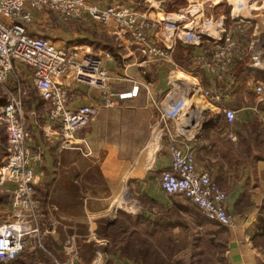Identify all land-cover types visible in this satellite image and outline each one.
<instances>
[{
	"label": "crops",
	"instance_id": "1",
	"mask_svg": "<svg viewBox=\"0 0 264 264\" xmlns=\"http://www.w3.org/2000/svg\"><path fill=\"white\" fill-rule=\"evenodd\" d=\"M87 1L102 6L132 4L160 22L173 19L175 26L163 23L155 36L160 45L169 46L170 57L151 58L130 34L102 25L88 13L65 19L55 11L27 5L33 15L27 24L31 35L76 50L81 59L109 53L110 57H102V67L114 78L110 91H130L134 85L139 91L125 99L113 97L112 104L106 105L99 89L65 79L71 86L73 107H98L97 115L73 137L51 124L42 108L31 105L25 117L29 145L42 153L35 165L36 191L40 200L45 198L40 233L28 235L23 253L2 264H55L56 260L134 264L121 256V244L114 246L108 235L119 218L126 221L128 233L146 237L154 246L159 233V248L172 260L185 261L175 259V254L178 246L182 249L189 241L200 252L199 240L211 233L202 222L205 216L186 197L168 194L161 186V173L171 163L172 140L194 149L197 169L208 171L227 192V207L237 215V225L224 228L227 240L224 251L216 254L217 264H263L264 248L254 245L249 233L264 202V94H256L252 84L257 80L236 81L240 68L264 76V0ZM236 22L252 26V63L236 64L231 81L214 83L207 70L196 68L193 58L219 43ZM186 31L199 39L185 41ZM216 89L219 100L204 94ZM179 101L184 106L181 114L164 118L162 109ZM226 105L236 111L232 123L225 119ZM2 138L6 140L1 126ZM6 154L0 146V166ZM12 187L8 179L0 181V192H10ZM12 218L27 221L26 213L10 201L0 206V219Z\"/></svg>",
	"mask_w": 264,
	"mask_h": 264
},
{
	"label": "built area",
	"instance_id": "2",
	"mask_svg": "<svg viewBox=\"0 0 264 264\" xmlns=\"http://www.w3.org/2000/svg\"><path fill=\"white\" fill-rule=\"evenodd\" d=\"M27 5L31 9L55 11L65 19L80 18L88 13L94 21L113 25L130 34L151 58L163 60L170 57V49L160 45L155 36L161 24L166 27L176 25L173 19L160 22L140 13L132 4L102 6L87 0H0V87L6 91V102L0 107V124L4 125L7 136V154L0 166V181L6 178L13 183L11 205L27 215V221L0 219V264L16 260L27 247V236L40 233L41 200L36 191L35 165L41 160L42 153L29 145L25 83L20 80L11 83V76L15 72L21 73L26 67L31 71L32 86L49 106L48 121L59 125L71 137L89 124L97 115L98 107L90 104L73 107L71 86L64 82L65 79L72 78L76 83L99 89L104 94L106 105L112 104L113 97L125 99L136 96L139 91L138 85L130 91H110L114 78L102 67V57H110L109 53H96L81 59L76 50L58 47L44 37L31 35L27 24L33 21V15ZM242 37L243 24L231 23L220 42L194 56L193 63L196 68L207 70L214 83L231 81L233 67L245 63L248 56L249 47L244 46ZM184 39L195 41L199 35L186 31ZM252 85L256 94H264V83L257 80ZM218 90H205L204 94L211 100H219ZM183 109V101H179L168 109H162V115L167 119L176 118ZM223 113L228 123L235 121L234 108L226 105ZM229 136L235 139V135ZM64 144L68 146L70 143L65 141ZM168 152L171 163L161 173L163 190L168 194L183 195L197 205L206 218L226 227H235L237 215L227 207L229 195L208 171L197 169L194 149L172 140ZM55 264L65 263L56 260Z\"/></svg>",
	"mask_w": 264,
	"mask_h": 264
},
{
	"label": "trees",
	"instance_id": "3",
	"mask_svg": "<svg viewBox=\"0 0 264 264\" xmlns=\"http://www.w3.org/2000/svg\"><path fill=\"white\" fill-rule=\"evenodd\" d=\"M238 74L239 76L236 81L238 84L239 82L246 81L248 79L264 80V76H255L251 73H248L245 68H240ZM240 76L242 77L241 79H239ZM5 102L6 99H0V105H3V103ZM1 140H5V138H2ZM10 201L11 200L9 192H0V206L3 204H7ZM41 202L43 205H45V198L41 199ZM263 213L264 202L262 203L260 209L258 221L256 222L255 227L249 233L254 245H260L262 248H264V215H262ZM202 222L208 225V229H210L211 233L205 235L202 240H199L198 243L201 244V248H205L207 246L211 250L216 251V254L219 251L223 252L227 240L224 229L226 228V226L217 221L210 220L206 217H203ZM128 232L129 231L126 229V221L119 218L113 224V226L110 227L108 235L112 239V242H114V246L119 243L121 244V256H125L128 259L132 260L134 264H195L194 261L189 263L186 261H176L172 260V257L170 255H164V253L162 252L163 249L159 248L160 243H162V239L160 238L159 233H157V245L154 246V243L152 241H148L146 237L133 235V233ZM221 257V259H224L223 256Z\"/></svg>",
	"mask_w": 264,
	"mask_h": 264
},
{
	"label": "rangeland",
	"instance_id": "4",
	"mask_svg": "<svg viewBox=\"0 0 264 264\" xmlns=\"http://www.w3.org/2000/svg\"><path fill=\"white\" fill-rule=\"evenodd\" d=\"M240 23L243 24V26H244V37H242L243 42L245 43L244 46L249 47V49H250V48H252V40L250 39V31L251 32L253 31L252 26L250 27L249 23H247V22H244V23L240 22ZM213 29H214V27H213ZM248 54H249V51H248ZM252 60H253L252 56H250V54H249L246 58L245 64L250 65L252 63ZM252 66L254 68L255 65H252ZM253 74L260 76L262 73L260 71L254 70ZM22 75L24 76L25 79H23ZM17 80H20L21 83L24 82L25 88H27V91H28V99L26 100V104H25V113H28L31 105H33V104L42 108V110L44 112H48L49 106H48L47 102L42 100L40 95L37 93L35 88L32 86L33 78L31 75V71L28 70L27 67L24 68V71H22L21 73L18 74L17 72H15L11 76V79H10L11 83H15ZM5 92H6L5 88L0 87V99H2V98L4 100L6 99V97H5L6 93ZM1 106H3V105H0V107ZM1 126H2V128H4L3 124H1L0 127ZM4 131H5V128H4ZM5 133H6V131H5ZM0 142H1V144H0L1 148L7 152V138H6V140L0 139ZM9 193L11 194V191ZM262 215H264V213ZM207 234H209V233H207ZM206 247L200 248V252H199L198 250H195V248L193 247V242L191 243L189 241V242H187L186 247L183 246V247H181L182 249H180L179 246L177 247L175 259L185 260L188 263L194 261L195 264H217V262L219 260L216 256V251L211 250L209 247H207V248ZM222 249H223V247H222ZM197 251H198V254H197ZM45 254H47L48 257L50 256V254H48L47 252H45ZM50 258H52V257L50 256Z\"/></svg>",
	"mask_w": 264,
	"mask_h": 264
}]
</instances>
